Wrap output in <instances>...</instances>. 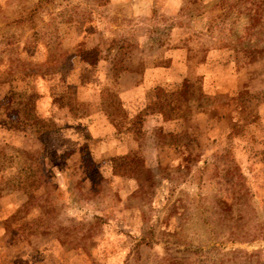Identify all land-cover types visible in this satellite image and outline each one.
<instances>
[{
  "label": "rangeland",
  "instance_id": "rangeland-1",
  "mask_svg": "<svg viewBox=\"0 0 264 264\" xmlns=\"http://www.w3.org/2000/svg\"><path fill=\"white\" fill-rule=\"evenodd\" d=\"M9 89L0 264H264V0H0Z\"/></svg>",
  "mask_w": 264,
  "mask_h": 264
},
{
  "label": "trees",
  "instance_id": "trees-1",
  "mask_svg": "<svg viewBox=\"0 0 264 264\" xmlns=\"http://www.w3.org/2000/svg\"><path fill=\"white\" fill-rule=\"evenodd\" d=\"M92 52L93 51H82L79 53L80 60L86 62L87 64H93L95 57L88 59V57L86 58L85 56L86 53H89L91 56ZM188 88V80H184L183 83L174 89L169 90L160 87L156 88L155 92L158 94L155 93V95L156 98H159V100L157 101L154 99L151 102L155 108V110L152 112H157L164 120L180 116V114L174 113L175 111L173 110V102L178 100L177 94L186 92ZM35 96L36 93H34L33 90L15 91L9 89L0 97V106L3 109V112L6 114H13L16 119L21 121L24 125H28V127L31 128L34 133L38 131V126L43 125L44 122L43 117L39 116L29 104V102L33 100ZM109 102L113 105H111L113 108H116L119 105L118 101L113 99H110ZM111 160H115V158H112ZM2 191H4V187H0V193Z\"/></svg>",
  "mask_w": 264,
  "mask_h": 264
}]
</instances>
